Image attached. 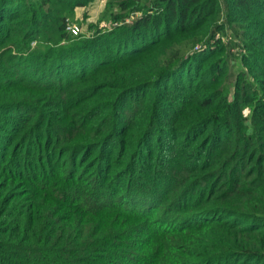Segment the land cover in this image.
I'll return each mask as SVG.
<instances>
[{"label": "trees", "instance_id": "trees-1", "mask_svg": "<svg viewBox=\"0 0 264 264\" xmlns=\"http://www.w3.org/2000/svg\"><path fill=\"white\" fill-rule=\"evenodd\" d=\"M94 1L0 0V264H264V0Z\"/></svg>", "mask_w": 264, "mask_h": 264}, {"label": "rangeland", "instance_id": "rangeland-1", "mask_svg": "<svg viewBox=\"0 0 264 264\" xmlns=\"http://www.w3.org/2000/svg\"><path fill=\"white\" fill-rule=\"evenodd\" d=\"M108 0H96L92 2L90 5L85 7H77L76 9V20L75 21H68L67 25L69 24H75L79 26V32L78 34L73 35H79L82 32L87 31V26L89 23H96L99 22L102 19L103 12L106 8V3ZM87 16V18H85ZM101 27L104 28H110L113 29L115 26H113V23L108 22L107 20L100 21ZM116 25V24H115ZM68 28V26H67ZM35 45V43H34Z\"/></svg>", "mask_w": 264, "mask_h": 264}, {"label": "built area", "instance_id": "built-area-1", "mask_svg": "<svg viewBox=\"0 0 264 264\" xmlns=\"http://www.w3.org/2000/svg\"><path fill=\"white\" fill-rule=\"evenodd\" d=\"M68 29L70 30V32H72L73 34H78L79 32V26L75 25V24H69L68 25Z\"/></svg>", "mask_w": 264, "mask_h": 264}]
</instances>
